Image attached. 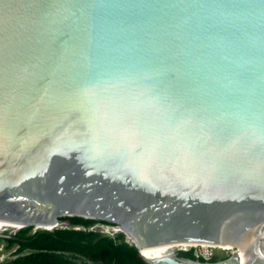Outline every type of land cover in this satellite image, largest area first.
<instances>
[{
  "label": "water",
  "instance_id": "water-1",
  "mask_svg": "<svg viewBox=\"0 0 264 264\" xmlns=\"http://www.w3.org/2000/svg\"><path fill=\"white\" fill-rule=\"evenodd\" d=\"M63 216L264 264V0H0V222Z\"/></svg>",
  "mask_w": 264,
  "mask_h": 264
},
{
  "label": "trees",
  "instance_id": "trees-1",
  "mask_svg": "<svg viewBox=\"0 0 264 264\" xmlns=\"http://www.w3.org/2000/svg\"><path fill=\"white\" fill-rule=\"evenodd\" d=\"M59 220L68 222V227L51 230L36 229L32 226L21 227L12 235L5 232L0 236L5 242V249L14 250V258L0 264H81L76 256L101 264H146L137 247L125 240L124 233L109 235L90 229L96 222L109 223L98 219L81 216H63ZM28 250L27 253H23ZM178 255L199 259L194 249L178 250ZM210 261H216L211 258Z\"/></svg>",
  "mask_w": 264,
  "mask_h": 264
},
{
  "label": "rangeland",
  "instance_id": "rangeland-1",
  "mask_svg": "<svg viewBox=\"0 0 264 264\" xmlns=\"http://www.w3.org/2000/svg\"><path fill=\"white\" fill-rule=\"evenodd\" d=\"M69 224L67 221L65 220H58V223L56 225L53 226V228H57V227H68ZM19 228L18 227H15V228H3L0 230V233L3 234L4 232L8 235H12L15 231H17ZM36 229H40V228H32V232H34ZM90 229H93V230H97V231H100L102 233H106V234H109V235H117L118 233H123V230L113 224V223H103V222H96L94 223L92 226H90ZM196 247V246H195ZM190 248V247H189ZM202 249L205 251V255L208 256V252L210 250H216L217 252H219L221 255H223V257H227L229 254H230V251L229 250H225L227 249L228 247H223L222 249L220 248H210V247H207V246H200V247H197V249ZM16 249V246L12 247L11 249H5V242H1L0 244V262H6V261H9L11 260L12 258H14V250ZM180 248H172V249H169L168 252L170 251H176V250H179ZM187 249V248H185ZM28 250H25L23 253H27ZM78 261L81 263V264H101L99 262H91V261H88L87 259L85 258H82V257H79V256H76Z\"/></svg>",
  "mask_w": 264,
  "mask_h": 264
},
{
  "label": "bare ground",
  "instance_id": "bare-ground-1",
  "mask_svg": "<svg viewBox=\"0 0 264 264\" xmlns=\"http://www.w3.org/2000/svg\"><path fill=\"white\" fill-rule=\"evenodd\" d=\"M15 227L19 228V226L15 225V224L0 222V230L3 228H15ZM130 242H132L137 247V249L139 250L141 255H143L147 259H153L156 257H160V256L164 255L165 253H167L169 251V249H172V248L185 249V248L197 246V245H171V246L153 245L150 247H141L139 245V242H136L132 239L130 240ZM245 259H246V257L240 253L239 254V261L241 262V264L244 263Z\"/></svg>",
  "mask_w": 264,
  "mask_h": 264
},
{
  "label": "flooded vegetation",
  "instance_id": "flooded-vegetation-1",
  "mask_svg": "<svg viewBox=\"0 0 264 264\" xmlns=\"http://www.w3.org/2000/svg\"><path fill=\"white\" fill-rule=\"evenodd\" d=\"M180 250V249H179ZM194 255L196 257H203L205 260H210L211 258H216V260H220V259H223L225 257H223V255H221L219 252H217L216 250H210L208 252V256L205 255V251L202 250V249H197V250H194Z\"/></svg>",
  "mask_w": 264,
  "mask_h": 264
},
{
  "label": "built area",
  "instance_id": "built-area-1",
  "mask_svg": "<svg viewBox=\"0 0 264 264\" xmlns=\"http://www.w3.org/2000/svg\"><path fill=\"white\" fill-rule=\"evenodd\" d=\"M197 247H200V246H196V247H190V248H193L194 250H196ZM190 248H187V249H184V250H188Z\"/></svg>",
  "mask_w": 264,
  "mask_h": 264
}]
</instances>
